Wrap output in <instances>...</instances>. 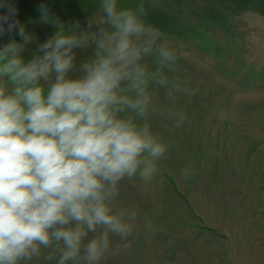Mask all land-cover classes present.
I'll list each match as a JSON object with an SVG mask.
<instances>
[{"label": "clouds", "instance_id": "obj_1", "mask_svg": "<svg viewBox=\"0 0 264 264\" xmlns=\"http://www.w3.org/2000/svg\"><path fill=\"white\" fill-rule=\"evenodd\" d=\"M144 15L143 3L101 0L86 30L57 31L27 61L32 37L0 16V34L8 23L22 38L0 48V264L42 250L55 264H102L128 248L140 212L121 206L120 184L151 181L169 150L147 123L149 88H167L178 60ZM88 48L77 65L75 50ZM172 111L180 127L186 117Z\"/></svg>", "mask_w": 264, "mask_h": 264}, {"label": "rangeland", "instance_id": "obj_2", "mask_svg": "<svg viewBox=\"0 0 264 264\" xmlns=\"http://www.w3.org/2000/svg\"><path fill=\"white\" fill-rule=\"evenodd\" d=\"M140 3L158 43L178 55L174 71L164 70L168 87L149 88L147 123L170 147L151 181L121 182L118 200L139 210L138 230L102 264H264V0H118L120 8ZM100 4L2 0L0 16L32 37L27 61L57 31L86 30ZM8 23L0 48L22 42ZM75 51L77 65L92 54ZM173 109L186 117L180 127ZM45 254L26 264H55Z\"/></svg>", "mask_w": 264, "mask_h": 264}, {"label": "crops", "instance_id": "obj_3", "mask_svg": "<svg viewBox=\"0 0 264 264\" xmlns=\"http://www.w3.org/2000/svg\"><path fill=\"white\" fill-rule=\"evenodd\" d=\"M2 2V0H0V3Z\"/></svg>", "mask_w": 264, "mask_h": 264}]
</instances>
